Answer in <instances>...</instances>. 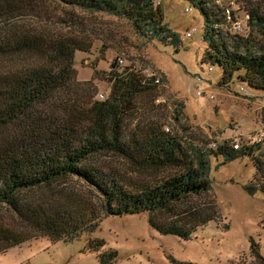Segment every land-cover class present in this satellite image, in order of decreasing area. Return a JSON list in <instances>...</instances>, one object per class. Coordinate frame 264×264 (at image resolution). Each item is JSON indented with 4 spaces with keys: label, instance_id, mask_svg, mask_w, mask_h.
<instances>
[{
    "label": "trees",
    "instance_id": "trees-1",
    "mask_svg": "<svg viewBox=\"0 0 264 264\" xmlns=\"http://www.w3.org/2000/svg\"><path fill=\"white\" fill-rule=\"evenodd\" d=\"M62 1L84 12L127 19L141 36L176 51L182 44L179 34L162 22L160 0ZM186 1L202 15V39L207 45L203 61L221 68L219 82L228 84L236 76L249 87L263 90L264 53L250 48L253 40L230 31L233 17L224 14V7L214 0ZM30 4L31 0H0V15L12 19ZM249 24L264 33V14L251 11ZM10 29L0 31V57L40 61L0 71V129L15 125L19 132L0 143V208L12 212L17 224L7 227L0 220V252L39 235L69 240L91 233L109 214L147 212L149 226L158 233L189 240L218 216L213 201L204 199L211 190V156L222 157V164L248 156L255 173L244 189L249 195L264 194V137L240 144L225 141L216 149H206L185 146L153 119L126 128L125 118L135 108L137 96L156 85L130 67L121 69L116 61L109 76V96L87 98V88L74 81L73 63L76 51L90 48L89 40L51 35L31 24ZM73 84L79 85L73 89L77 97L70 101L67 96L63 107L52 106L43 117V108L49 101L54 103L51 97L60 91L66 95ZM105 153L127 159L138 170L170 171L158 181L137 185L113 167L90 164L89 159ZM68 177L82 180L97 198L55 187ZM41 190L45 193L39 195ZM103 245L102 240L89 241L92 250ZM115 257L111 251L100 254L99 261L108 264ZM172 259L175 264H194Z\"/></svg>",
    "mask_w": 264,
    "mask_h": 264
},
{
    "label": "rangeland",
    "instance_id": "rangeland-1",
    "mask_svg": "<svg viewBox=\"0 0 264 264\" xmlns=\"http://www.w3.org/2000/svg\"><path fill=\"white\" fill-rule=\"evenodd\" d=\"M214 1L224 7V14L228 12L225 6L229 7L230 18L239 26V30H231L249 36L253 40L250 48L264 53V33L249 24L251 11L257 9L264 14V0ZM160 2L162 22L177 32L182 41L177 51L141 36L127 19L84 12L62 0H31L12 19L0 15V31H10L13 25L31 24L34 29L47 30L51 35H76L89 40L90 48L76 51L73 63L74 81L87 88V98L99 99L101 93L103 99L109 96V76L119 57L124 59L125 66L138 62L157 70L162 84L137 96L135 108L125 118L126 128L153 119L163 123L185 146L206 149H216L225 141L238 144L260 141L256 139L264 137V89L251 88L236 76L228 84L220 83L221 68L203 61L207 45L202 39L203 19L199 10L186 0ZM39 61L29 57L16 61L0 57V71ZM78 86H69L68 95L64 91L54 94L51 97L54 103L49 101L42 116L49 115L52 106L63 107L67 96L71 101L75 95L73 89L78 90ZM15 130V125L0 129V143L19 133ZM210 159L211 190L204 199L213 201L218 216L200 227L189 240L158 233L149 226L147 212L109 214L103 216L91 233L69 240L39 235L2 251L0 264H101L100 254L111 251L116 252V257L108 264H175L172 258L194 264H264V194L249 195L244 189V185L254 180L253 162L248 156L223 164L222 157ZM89 162L113 167L125 180L137 185L158 181L170 171L138 170L127 159L113 153L95 155ZM56 184L55 187L66 191H82L92 199L97 198L78 178H64ZM37 193L40 195L45 190ZM15 218L7 208H0V220L7 227L17 226ZM90 240H102L104 245L92 250Z\"/></svg>",
    "mask_w": 264,
    "mask_h": 264
},
{
    "label": "built area",
    "instance_id": "built-area-1",
    "mask_svg": "<svg viewBox=\"0 0 264 264\" xmlns=\"http://www.w3.org/2000/svg\"><path fill=\"white\" fill-rule=\"evenodd\" d=\"M227 11H228L227 16H230L229 10ZM231 28H235L236 30H239V26H237V22L235 20L232 21L230 25V31L235 32L234 30H231ZM188 35H190V33H188ZM117 64L122 68L130 67L132 70L138 72L143 77L150 80L156 86L161 85L163 82L162 77L160 76L159 72L149 65H141L138 62H134V63H131L130 65L125 66L124 59L122 57L117 58ZM103 98H104V95L102 93L99 94V99H103ZM166 130L168 131V128H166ZM262 138L263 136L259 137L256 140H261Z\"/></svg>",
    "mask_w": 264,
    "mask_h": 264
}]
</instances>
